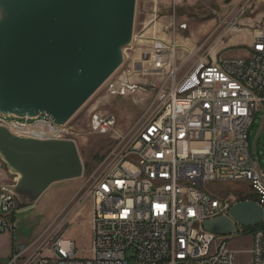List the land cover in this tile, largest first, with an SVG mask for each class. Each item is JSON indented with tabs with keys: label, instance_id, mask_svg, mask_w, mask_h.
I'll list each match as a JSON object with an SVG mask.
<instances>
[{
	"label": "built area",
	"instance_id": "built-area-1",
	"mask_svg": "<svg viewBox=\"0 0 264 264\" xmlns=\"http://www.w3.org/2000/svg\"><path fill=\"white\" fill-rule=\"evenodd\" d=\"M231 31L238 22L231 19ZM158 51L155 69L164 66ZM179 68L157 111L117 147L95 171L91 246L78 250L59 231L36 240H17L12 216L19 202L0 189V235L14 237L8 264H240L229 237L253 229L250 264H264V218L237 234L208 232L204 223L229 216L239 202L253 201L264 211V170L249 150L248 131L256 115L264 130V20L243 57L197 62L179 81ZM0 125L18 136L71 140L70 127L56 126L47 114L31 119L0 115ZM91 132H115L116 118L95 112ZM246 183L251 193L224 195L220 188ZM221 191V192H220ZM224 191V190H223ZM87 254V256H85Z\"/></svg>",
	"mask_w": 264,
	"mask_h": 264
},
{
	"label": "water",
	"instance_id": "water-1",
	"mask_svg": "<svg viewBox=\"0 0 264 264\" xmlns=\"http://www.w3.org/2000/svg\"><path fill=\"white\" fill-rule=\"evenodd\" d=\"M137 0H0V115L47 114L65 126L119 69L133 42ZM0 160L15 177L1 190L32 209L55 184L80 179L73 140L18 137L0 125ZM264 218L253 201L206 221V231L237 234ZM235 221V222H234Z\"/></svg>",
	"mask_w": 264,
	"mask_h": 264
},
{
	"label": "rangeland",
	"instance_id": "rangeland-1",
	"mask_svg": "<svg viewBox=\"0 0 264 264\" xmlns=\"http://www.w3.org/2000/svg\"><path fill=\"white\" fill-rule=\"evenodd\" d=\"M231 19L238 22V31L230 30ZM263 20L264 0H137L133 42L124 50L122 65L67 123L84 175L55 184L28 211L20 205L11 219L17 228V240L29 243L46 231H59L75 241L79 251L89 249L93 203L89 186L102 160L117 147V136L130 139L157 111L171 88L172 69L179 68V81L203 59L212 62L245 56ZM158 51L164 58L160 70L151 62ZM95 112L115 116V132L105 136L92 133L89 119ZM261 123L258 114L248 131V142L250 152L258 155L264 170ZM14 183L15 177L0 160V187ZM220 190L230 196L251 193L246 183L225 185ZM252 233L249 229L241 237H229V246L243 251L240 264L251 262ZM13 242L10 234L0 235V264H6L4 256Z\"/></svg>",
	"mask_w": 264,
	"mask_h": 264
},
{
	"label": "crops",
	"instance_id": "crops-1",
	"mask_svg": "<svg viewBox=\"0 0 264 264\" xmlns=\"http://www.w3.org/2000/svg\"><path fill=\"white\" fill-rule=\"evenodd\" d=\"M12 249H13V245L12 246L10 245V248L7 250V252H6L5 256H4L6 264H8V262H9V259H10L11 254H12Z\"/></svg>",
	"mask_w": 264,
	"mask_h": 264
}]
</instances>
